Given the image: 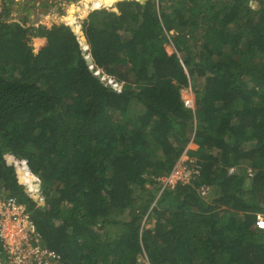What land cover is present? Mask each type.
<instances>
[{
	"label": "trees",
	"instance_id": "16d2710c",
	"mask_svg": "<svg viewBox=\"0 0 264 264\" xmlns=\"http://www.w3.org/2000/svg\"><path fill=\"white\" fill-rule=\"evenodd\" d=\"M0 2V186L47 247L66 264H264V0H101L38 27ZM191 143L200 174L165 186Z\"/></svg>",
	"mask_w": 264,
	"mask_h": 264
},
{
	"label": "built area",
	"instance_id": "2783aa9c",
	"mask_svg": "<svg viewBox=\"0 0 264 264\" xmlns=\"http://www.w3.org/2000/svg\"><path fill=\"white\" fill-rule=\"evenodd\" d=\"M184 103L187 108L195 110L189 100ZM185 157V155H183ZM192 165V167L190 166ZM231 168L230 173H235ZM249 177H253V171L249 169ZM200 171L196 162L187 161L176 167L167 176L165 186L173 187L179 182L188 184L192 177L199 175ZM32 186L26 185V192L32 197L36 191ZM36 189V188H35ZM207 188H203L205 195ZM263 222L257 221V226ZM260 227V226H259ZM261 228V227H260ZM262 229V228H261ZM0 264H66L64 258L57 251L50 249L44 243L38 232L36 223L27 205L10 197L9 193L0 186Z\"/></svg>",
	"mask_w": 264,
	"mask_h": 264
},
{
	"label": "rangeland",
	"instance_id": "374dc122",
	"mask_svg": "<svg viewBox=\"0 0 264 264\" xmlns=\"http://www.w3.org/2000/svg\"><path fill=\"white\" fill-rule=\"evenodd\" d=\"M27 3H32L30 4L31 6L28 7V4H24V2ZM107 1V0H105ZM112 2L116 1V0H111ZM45 2H48L49 4H51L50 7H42V4ZM33 3L35 4L33 6ZM101 0H97L95 2H91L89 0H14L13 3V13H12V18L15 21H24L25 18H28V20L30 21L31 24L35 25L36 27L40 26V25H46V26H52L56 23H62L65 19V14H67L70 11H76L79 13H83L85 12L87 9H89L90 7L96 6V7H101L100 5ZM1 2H0V12H1ZM106 10L109 11H115L116 9L118 10L117 7V2H114V6L113 8H104ZM97 10H103V9H97ZM96 11V10H94ZM92 11H88L87 13H91ZM173 34V32L171 33ZM34 42H36V40H34ZM201 46V45H200ZM165 49L166 51L172 55L174 53H176V48L173 45V43H167L165 45ZM194 49V53L195 55L197 54L198 56L196 57V61H198L199 59V51L198 48H193ZM182 95L184 97V99L189 100L192 104L193 107H195V93L193 92L192 88H188V89H184L182 91ZM141 108V106L139 105V109ZM198 149V146L191 143L184 155H187L186 152L189 151H196ZM185 159L187 161V156H182L179 161L177 162V164L175 165V167L173 168V170L176 167H179L180 164H182L183 162H185ZM188 160H192L194 162L197 163L196 159H189ZM249 169H251L249 167ZM248 169V171H249ZM172 170V171H173ZM172 173V172H171ZM170 173V174H171ZM166 181V179L164 180V182ZM166 183V182H165ZM149 187V185L147 186ZM206 195H208V189L206 191ZM124 216V215H123ZM259 222H263L261 225H259L263 230H264V215H258V220ZM152 225V224H151ZM149 225V227L151 226Z\"/></svg>",
	"mask_w": 264,
	"mask_h": 264
},
{
	"label": "water",
	"instance_id": "95a60500",
	"mask_svg": "<svg viewBox=\"0 0 264 264\" xmlns=\"http://www.w3.org/2000/svg\"><path fill=\"white\" fill-rule=\"evenodd\" d=\"M118 1H119V0H116V1H114V2H117V3H118ZM114 2H113V3H114ZM114 12L118 13L119 11L116 9Z\"/></svg>",
	"mask_w": 264,
	"mask_h": 264
}]
</instances>
